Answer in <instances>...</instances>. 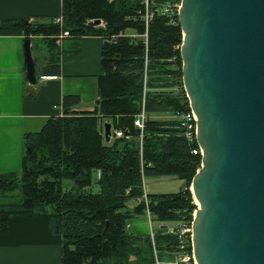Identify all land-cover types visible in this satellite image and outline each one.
Instances as JSON below:
<instances>
[{
	"label": "trees",
	"instance_id": "16d2710c",
	"mask_svg": "<svg viewBox=\"0 0 264 264\" xmlns=\"http://www.w3.org/2000/svg\"><path fill=\"white\" fill-rule=\"evenodd\" d=\"M60 3V25L28 23L27 18L11 24L20 26L24 38L29 39L54 37L61 30L74 39L101 36L98 102L91 112L73 110L78 98L64 95L61 115L46 118L38 130L22 134L20 171L0 173L1 192H22L16 202H0V233L5 231V215H46L49 227L61 237V264H152V248L163 264V254L190 253L189 239H180L175 228L168 232L160 227L151 239L125 228V220L132 214L145 216L141 200L132 209L126 206L127 200L141 197L142 177L172 174L187 187L199 166L200 156L190 151L195 143L186 142L173 120L146 119L140 152L139 131L132 125L141 97L147 117L186 108L184 98L170 90L172 82L167 77L168 73L181 76L179 58L175 70L167 61L179 55L172 49L181 41L179 26L167 25L163 17L155 15L144 38L143 23L136 15L139 0ZM96 18L104 22L103 27L85 23ZM127 33L134 37L124 35ZM111 35H115L113 41ZM46 39L48 61L39 73L58 75L60 51L48 44L52 39ZM77 50L74 45L71 52ZM103 122L128 132L129 139L104 143L97 130V124L100 127ZM146 199L150 220L162 224L190 220L196 207L190 193L181 187L175 193L146 194Z\"/></svg>",
	"mask_w": 264,
	"mask_h": 264
},
{
	"label": "water",
	"instance_id": "95a60500",
	"mask_svg": "<svg viewBox=\"0 0 264 264\" xmlns=\"http://www.w3.org/2000/svg\"><path fill=\"white\" fill-rule=\"evenodd\" d=\"M177 20L181 82L201 149L190 180L198 203L192 258L264 264V0H180ZM22 61L26 82L35 84L29 38ZM110 126L102 123L104 142Z\"/></svg>",
	"mask_w": 264,
	"mask_h": 264
},
{
	"label": "crops",
	"instance_id": "0c3cea01",
	"mask_svg": "<svg viewBox=\"0 0 264 264\" xmlns=\"http://www.w3.org/2000/svg\"><path fill=\"white\" fill-rule=\"evenodd\" d=\"M60 6L59 0H0L1 174L20 171L22 134L38 130L46 118L61 115L64 95L78 98L71 107L73 110L91 112L96 105L103 44L101 36L88 34L74 39L61 36L59 32L54 37H31L30 50L35 60L37 80L30 85L24 78V33L20 26L11 23L24 18L28 23H49L51 18L60 14ZM46 38L52 39L48 44L60 51L58 75L39 73L48 61L45 40L49 39ZM74 45L78 50L73 53ZM182 183L181 178L172 174L146 175L142 177V190L145 195L170 194L177 192ZM4 220L5 231L0 233V264H61V237L49 227L46 215H5ZM147 221L142 214H132L125 220V228L131 234L143 237L150 236L160 227L173 228L170 223H174L162 224L153 220V228ZM161 258L174 262L177 254L166 253Z\"/></svg>",
	"mask_w": 264,
	"mask_h": 264
},
{
	"label": "built area",
	"instance_id": "2783aa9c",
	"mask_svg": "<svg viewBox=\"0 0 264 264\" xmlns=\"http://www.w3.org/2000/svg\"><path fill=\"white\" fill-rule=\"evenodd\" d=\"M61 2V0H59ZM111 1V0H108ZM139 5L140 7H138V9L136 10V15L138 16V19L143 23L144 26V32L141 34L142 37L145 38V30H146V26L148 24V22L151 21V19L155 16H161L163 17V19L165 20V23L167 25H178V20H177V12L180 6V0H165L163 2H155L154 0H139ZM94 19H88L86 20L85 23H91L93 25H95L96 27H103L104 26V22L102 20L99 19V23L98 24H94L93 23ZM62 21V16L61 13L54 16L53 18H51V22L54 24H58L60 25ZM60 35L61 36H67L68 33L66 30H61L60 31ZM124 35H128L130 37H134L133 33H127ZM182 35V33H181ZM182 38V36H181ZM115 39V35H111L109 40H114ZM181 44V41L179 44H175L172 46V49L174 51H178L179 50V46ZM179 54V52H178ZM180 60V57L178 55V57L174 54L171 57L167 58V61H169L172 64L173 70H175L177 68V60ZM180 67H181V60H180ZM167 77L171 80L172 85L170 87V90L173 92L174 95L179 94L180 96H182L185 100V105L186 108L184 110H175L174 112H171L169 114V117H167L168 119L173 120L176 125L177 128L180 130V134L181 136L186 140V142L188 143H195V148L194 149H190L192 154H198L199 156L201 155V149L200 147L196 144L195 141V134H196V117L193 113V111L191 110L190 106H189V101L188 98L183 90L182 87V82H181V76H177L175 73H168ZM145 80V75L143 76V82ZM143 96V95H142ZM143 98L141 97V107H140V111L134 116L133 120H132V125L134 127H136L139 131V135H138V148H139V152H140V147H141V131L143 129L144 126V122L146 119H148L147 115L145 114L144 110H143ZM130 135L128 134V132H124L123 129L120 128H115L113 129L110 126V139H114V138H123L125 140L129 139ZM199 164H200V160H199ZM199 167V166H198ZM98 175V173H96ZM181 189L187 190L190 193V196L192 197L191 194V187H190V183L189 185H187V187L184 186H180ZM138 201H142L144 204V211H145V216L146 218L149 220L150 216H149V211L147 208V199H146V195L144 194V192L142 193L141 197L137 198ZM194 214V210H192L191 212V219L190 220H181L179 221L178 224V228L176 229V233L178 235V237L182 240H184V238L186 237L187 239H189V244H190V235H191V221H192V217ZM167 229V228H166ZM174 229L170 228L167 229L168 232H172ZM152 235L150 233V239L152 238ZM180 241V243L183 245V241ZM152 243V242H151ZM181 247V246H180ZM180 258L174 262L175 264L177 262H180L182 264H195L193 258H192V253H191V249H190V253H186L184 251H180ZM152 264H161L158 259L157 256L155 254V251L153 249V263Z\"/></svg>",
	"mask_w": 264,
	"mask_h": 264
},
{
	"label": "rangeland",
	"instance_id": "374dc122",
	"mask_svg": "<svg viewBox=\"0 0 264 264\" xmlns=\"http://www.w3.org/2000/svg\"><path fill=\"white\" fill-rule=\"evenodd\" d=\"M156 117H169V113H161V114H157L155 116H149L150 119H157ZM168 119V118H167ZM97 130H99L98 133L101 134L102 136V127L100 125V127H98V124H97ZM112 139L109 140V142L111 141ZM104 142V141H103ZM108 142V143H109ZM105 143V142H104ZM190 183V182H189ZM144 185V183H143ZM95 189V187L93 188V190ZM22 192L20 190H16L15 192H12L11 194H7V192H1L0 191V202H16L20 199V196H21ZM192 199V197H191ZM137 204V200L136 199H129L127 200L126 202V206L128 207V209H132L135 205ZM195 207V206H194ZM196 208V207H195ZM148 220V219H147ZM149 226L150 227H153L155 228V222L154 221H151L150 219L147 221ZM174 228L175 230L178 228V224L176 222L174 223H170ZM186 238V237H185ZM190 249H191V246H190ZM152 255H153V248H152ZM180 253L177 255V258L179 260L180 258ZM138 256H135L134 259H137ZM177 258L174 260V262L177 260ZM158 259V258H157ZM163 260V259H162ZM159 261V260H158ZM160 262V261H159ZM174 262H169V261H166V260H163V264H175ZM161 263V262H160ZM162 264V263H161Z\"/></svg>",
	"mask_w": 264,
	"mask_h": 264
},
{
	"label": "bare ground",
	"instance_id": "6f19581e",
	"mask_svg": "<svg viewBox=\"0 0 264 264\" xmlns=\"http://www.w3.org/2000/svg\"><path fill=\"white\" fill-rule=\"evenodd\" d=\"M192 199H193V203L196 205V207L198 206V203H197V201L192 197Z\"/></svg>",
	"mask_w": 264,
	"mask_h": 264
}]
</instances>
